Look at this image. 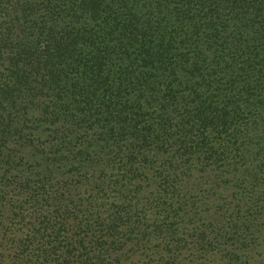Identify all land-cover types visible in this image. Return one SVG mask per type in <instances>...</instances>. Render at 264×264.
I'll return each mask as SVG.
<instances>
[{
	"label": "trees",
	"instance_id": "1",
	"mask_svg": "<svg viewBox=\"0 0 264 264\" xmlns=\"http://www.w3.org/2000/svg\"><path fill=\"white\" fill-rule=\"evenodd\" d=\"M0 264H264V0H0Z\"/></svg>",
	"mask_w": 264,
	"mask_h": 264
}]
</instances>
